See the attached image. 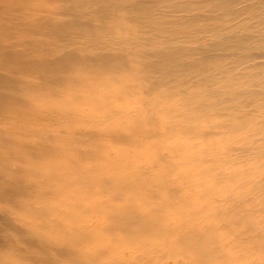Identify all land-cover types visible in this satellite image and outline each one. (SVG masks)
<instances>
[{"label":"rangeland","instance_id":"374dc122","mask_svg":"<svg viewBox=\"0 0 264 264\" xmlns=\"http://www.w3.org/2000/svg\"><path fill=\"white\" fill-rule=\"evenodd\" d=\"M263 167L264 0H0L15 264H231L206 239L261 201Z\"/></svg>","mask_w":264,"mask_h":264},{"label":"bare ground","instance_id":"6f19581e","mask_svg":"<svg viewBox=\"0 0 264 264\" xmlns=\"http://www.w3.org/2000/svg\"><path fill=\"white\" fill-rule=\"evenodd\" d=\"M148 14V12H147ZM146 14V15H147ZM151 17V16H150ZM233 31V30H232ZM216 39V38H215ZM219 39V38H218ZM217 40V39H216ZM121 42V41H120ZM133 43V42H132ZM235 62V61H234ZM242 64V63H240ZM241 72V71H240ZM164 73V72H163ZM160 75H162L160 73ZM165 75V74H164ZM46 77L42 76V81L44 84H46V81H45ZM166 82V80H165ZM163 83V82H162ZM161 83V84H162ZM166 84V83H164ZM163 85V84H162ZM34 96V95H33ZM180 136L179 132H173L172 134V138H176ZM177 139V138H176ZM179 140V139H177ZM181 140V138H180ZM193 140V139H192ZM176 141V140H175ZM191 141V140H189ZM181 142V141H180ZM187 142V140H186ZM179 143V142H178ZM182 143V142H181ZM184 143V142H183ZM187 143H190V142H187ZM176 147H177V143L175 144ZM189 145V144H188ZM192 145V144H191ZM186 146V144H185ZM190 146V145H189ZM193 146V145H192ZM218 146V145H217ZM191 147V146H190ZM189 147V148H190ZM215 147V146H214ZM185 148V147H183ZM176 149V148H175ZM178 149V148H177ZM176 149V150H177ZM186 149V148H185ZM184 149V150H185ZM199 149V148H198ZM174 150V149H173ZM179 151L181 150L178 149ZM183 150V149H182ZM187 150V149H186ZM185 150V151H186ZM191 150V153H192V149ZM189 150V151H190ZM177 152V151H175ZM1 156H4L3 153H1ZM256 157V156H255ZM247 159V158H246ZM229 162V161H228ZM230 163V162H229ZM231 164V163H230ZM232 166V165H231ZM231 167H229L228 169L230 170ZM234 168V167H233ZM232 168V170H233ZM264 168V167H263ZM236 170V169H235ZM231 171V170H230ZM248 171V170H247ZM261 171V169H260ZM246 172V171H245ZM262 172V171H261ZM260 172V173H261ZM221 173V171H220ZM228 173V172H227ZM231 173V172H230ZM229 173V174H230ZM248 173L250 174V171H248ZM252 173V171H251ZM222 174V173H221ZM220 174V175H221ZM228 174V176H229ZM237 174V173H236ZM245 174L244 172H242V175ZM249 174H245V176H249ZM255 174V173H254ZM241 175V176H242ZM258 175H260L258 173ZM264 174H262L261 176L263 177ZM231 176H233L231 174ZM237 176V175H236ZM255 176V175H254ZM217 177H220L219 174ZM216 177V178H217ZM250 177V176H249ZM249 177H246L248 178L249 180ZM253 177V176H251ZM236 178V177H235ZM234 178V179H235ZM238 178V176H237ZM233 179V178H232ZM244 179V178H243ZM262 179V178H261ZM247 181V179H246ZM256 181H258L256 179ZM260 181V180H259ZM231 182V181H230ZM233 182V180H232ZM231 182V183H232ZM236 182V181H235ZM244 182V181H243ZM255 182V180H254ZM237 184L239 183L236 182ZM235 183V184H236ZM263 183V182H262ZM224 184V182H223ZM257 184V183H255ZM244 185V184H243ZM242 185V187H239L240 189L243 188L244 186ZM258 185H259V182H258ZM228 186V184H227ZM234 186V185H233ZM247 186V184H246ZM256 186V185H255ZM253 187V186H252ZM257 187H260V186H257ZM234 188V187H233ZM246 188V187H245ZM250 188V187H249ZM258 189V188H256ZM242 190V189H241ZM262 190V189H261ZM259 191V190H257ZM247 192H252L251 191V188L250 190H247L245 193ZM254 192V191H253ZM262 195L264 194V191L261 193ZM240 195V194H239ZM221 196V195H219ZM260 196V195H259ZM217 197V196H216ZM20 198H23L24 200H28V196L25 195L24 197H20ZM253 199H256V198H253ZM256 200H253L252 203H247V201H243V203L241 204L243 207L240 208L237 212L233 213L234 214V218L232 219L231 218V221L229 223L228 222H225L223 224V229L222 228H219V229H215L214 232H218L216 234H214L213 236H209L206 240H208L209 242L207 243L208 244V247L206 248L204 254H206V258H207V261L209 258H213V257H217V258H220L222 256H227L228 257V263H231V264H241V263H253V264H264V196L263 198L261 199L260 202L256 201ZM246 202V203H245ZM227 203V202H226ZM40 204H43L41 201H36V204L37 206H39ZM229 204V203H228ZM6 206H9V209L10 211H12L13 213H15V210L18 211V213H21L22 211H24V209H26L24 207V205H19L17 206V204L15 202L13 203H10V204H7ZM44 206V204H43ZM40 208V207H39ZM42 208V207H41ZM27 213V212H26ZM24 212V215L26 214ZM24 215H21L22 217ZM207 215V214H206ZM208 216V215H207ZM206 217V216H205ZM204 217V218H205ZM215 217V216H214ZM225 217V215H224ZM223 217V218H224ZM16 219V218H14ZM230 217L226 218V219H222V221H225V220H229ZM208 222V221H207ZM201 225V224H200ZM215 225V224H214ZM5 228L3 229L2 231V228L0 227V232H4ZM211 232V231H210ZM200 242V241H199ZM222 243V245L216 249L214 246L217 244H220ZM200 245V243H199ZM15 246L16 250L20 251L16 245H13ZM44 248H48V246L46 245V247ZM201 247H198V246H194L193 247V251L195 254H198L196 253L197 251H199ZM49 249V248H48ZM192 250V248H191ZM1 251V249H0ZM232 251H236V252H239V251H242V253L246 252V256L245 258L243 259V261L241 260H231V256L233 255ZM5 252V251H4ZM6 253V252H5ZM15 253V252H14ZM23 252L20 251L19 252V255L18 256H21ZM223 253V254H222ZM47 254H42L40 255V260L46 258ZM13 256L12 255H8L6 253V255L2 254V252H0V264H15V261H13L11 258ZM39 257V256H38ZM64 258H61L59 256H56L55 258H50L48 261L51 262V264H66V263H63L61 262ZM222 264H224L225 262L221 261ZM239 262V263H238ZM241 262V263H240ZM50 264V263H49Z\"/></svg>","mask_w":264,"mask_h":264}]
</instances>
